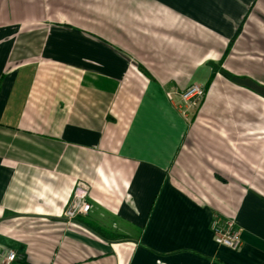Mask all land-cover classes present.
<instances>
[{"label":"crops","instance_id":"crops-1","mask_svg":"<svg viewBox=\"0 0 264 264\" xmlns=\"http://www.w3.org/2000/svg\"><path fill=\"white\" fill-rule=\"evenodd\" d=\"M0 244L13 264H264V0H0Z\"/></svg>","mask_w":264,"mask_h":264},{"label":"built area","instance_id":"built-area-1","mask_svg":"<svg viewBox=\"0 0 264 264\" xmlns=\"http://www.w3.org/2000/svg\"><path fill=\"white\" fill-rule=\"evenodd\" d=\"M207 88L201 83H192L187 88L179 91L182 106L181 110L185 117L190 115L191 110H198L201 106L202 100L206 95ZM169 98L173 99L174 92H167ZM89 195V187L78 186L74 192L72 199L69 202V209L66 210L65 215L73 218L78 214H87L91 210L92 204L87 200ZM212 231L215 240L218 244L228 245L232 249H239L243 243L242 229L238 226L234 218L223 217L216 215L212 222ZM18 252L13 248H6L0 244V264H13L18 257Z\"/></svg>","mask_w":264,"mask_h":264},{"label":"rangeland","instance_id":"rangeland-1","mask_svg":"<svg viewBox=\"0 0 264 264\" xmlns=\"http://www.w3.org/2000/svg\"><path fill=\"white\" fill-rule=\"evenodd\" d=\"M227 50H229V48ZM220 72L225 78L231 79L232 81H235V82H240L242 80L241 78H243L240 75H236V74L226 70L224 67L221 68ZM231 75H233V77ZM224 77H222V78L224 79ZM234 87L235 86H234L233 83H231L227 79H224V82H223V85H222L223 89H221V90L222 91H229L232 88L235 90V88H237V87H235V88ZM207 92H206V95H205L204 99L202 100V103H200L201 106L199 107L198 110H196V113H194L192 116L191 115L188 116V118L190 119L191 123L195 122L198 119V116H200V111H201L202 107L204 106V103L207 100V95H208ZM223 94H226V93H223ZM190 113H191V111H190Z\"/></svg>","mask_w":264,"mask_h":264},{"label":"trees","instance_id":"trees-1","mask_svg":"<svg viewBox=\"0 0 264 264\" xmlns=\"http://www.w3.org/2000/svg\"><path fill=\"white\" fill-rule=\"evenodd\" d=\"M233 77V75H231ZM230 76V77H231ZM235 78V77H234ZM90 226V228L95 231L97 233V235L99 234L100 236L104 237V238H109V239H114L115 235L112 234L111 232H109L108 230H106L105 228L99 226V225H95V224H88Z\"/></svg>","mask_w":264,"mask_h":264}]
</instances>
